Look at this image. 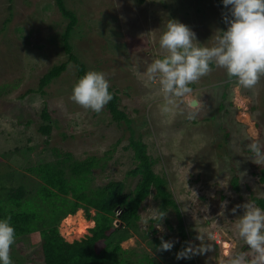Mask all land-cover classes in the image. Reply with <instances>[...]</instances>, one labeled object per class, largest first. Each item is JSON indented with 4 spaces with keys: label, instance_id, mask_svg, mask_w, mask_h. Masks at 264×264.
Listing matches in <instances>:
<instances>
[{
    "label": "rangeland",
    "instance_id": "rangeland-1",
    "mask_svg": "<svg viewBox=\"0 0 264 264\" xmlns=\"http://www.w3.org/2000/svg\"><path fill=\"white\" fill-rule=\"evenodd\" d=\"M66 5L83 26L72 37L74 53L88 72L105 74L120 98V110L132 120L135 134L125 123L118 124L106 106L97 114L70 100L79 80L73 62L44 94L38 92L41 78L69 60L62 37L68 23L56 0H0L2 183L13 185L16 172L38 181L25 168L52 161L53 148H58L72 153L75 160L109 155L105 168L95 170L92 188L116 180L125 181L127 191H132L138 177L128 174L136 166L129 145L132 137L142 139L154 161V171L168 181L190 242L199 246L196 238L202 234L205 244L214 248L194 256L191 264H220L229 253L249 250L234 227L243 210L233 215L232 209L264 198V162L254 163L247 147L255 141L264 151V77L251 90L237 88L224 69L213 66L211 73L189 85L192 98L200 102L196 118L189 120V110L183 105L184 115L179 114L181 110L162 112L158 82L142 75L151 62L166 54L159 47V38L169 20L188 26L196 34L197 46L213 47L220 31L227 30L224 15L228 9L215 0H66ZM44 113L53 125L49 139L40 132L46 124ZM28 137L33 141L29 143ZM46 140L48 149L43 152ZM11 147L19 148V154L7 153ZM154 193L140 209L139 229H122L110 240L127 252L119 255L122 264H150L146 257L154 264L183 263L176 259L177 251L160 253L159 247H154L155 239L161 237L177 243L180 226L174 210L163 220L159 218L160 201ZM223 202L227 205L220 216ZM94 226L84 211L59 224L61 235L69 242L91 235ZM39 250L36 234L16 239L10 252L12 264H44Z\"/></svg>",
    "mask_w": 264,
    "mask_h": 264
},
{
    "label": "trees",
    "instance_id": "trees-1",
    "mask_svg": "<svg viewBox=\"0 0 264 264\" xmlns=\"http://www.w3.org/2000/svg\"><path fill=\"white\" fill-rule=\"evenodd\" d=\"M215 1L223 5L222 0ZM56 7L68 23L62 37L69 60L54 66L41 78L38 92L42 94L49 84L67 70L70 62L75 64L79 79L88 72L87 66L74 53L71 43L76 29L83 27L78 15L67 7L66 0H56ZM9 21L10 18L5 21L4 28ZM129 38L130 36H127L128 40ZM144 44L147 45L145 40ZM109 91L113 99L106 107L114 120L118 124L125 123L134 135L132 120L119 108L118 94L111 87ZM221 108L224 109L225 105ZM43 117L46 124L40 127V132L49 139L53 130V125L49 124L52 122L51 117L48 113H44ZM27 141L30 143L33 138L28 137ZM47 146L48 140L42 144L43 152L48 149ZM29 149L32 150L33 147ZM129 149L133 151L136 166L128 174L138 177L132 191H127L125 181L116 180L92 188L95 170L105 168L104 162L109 160V155L75 160L72 153L53 148L52 161L25 168L27 172L38 177V181L17 172L13 185L6 186L0 180V220L11 217L10 224L15 228L16 239L38 235L39 257L44 264H122L123 259L119 255L127 252L120 244L110 243V240L122 229H139L140 209L154 191V198L160 201L159 212L166 214L174 210L178 216L179 239L172 250L180 252L187 247L191 235L183 227L181 211L168 189V181L165 176H160L154 171V161L142 139L134 140L132 137ZM9 150L7 153L11 155L19 154L17 147H11ZM111 153L112 151L109 154ZM261 180L264 182V170ZM234 183L237 187V182ZM253 200L258 207L264 209V198ZM79 211H84L86 219L93 221L95 226L90 230L91 235L69 242L61 235L59 224L61 220L69 215H76ZM159 245L161 238L155 239L154 247ZM146 259L150 264H154L151 258ZM182 260V264L192 262V258Z\"/></svg>",
    "mask_w": 264,
    "mask_h": 264
},
{
    "label": "clouds",
    "instance_id": "clouds-1",
    "mask_svg": "<svg viewBox=\"0 0 264 264\" xmlns=\"http://www.w3.org/2000/svg\"><path fill=\"white\" fill-rule=\"evenodd\" d=\"M222 3L228 9L224 15L227 30L220 31L222 35L216 37L213 47L197 46L196 34L183 23L176 20L167 23L166 31L159 38V47L166 54L151 62L142 74L148 81L158 82L162 112L175 114L183 105L189 110L186 118L195 119L200 102L192 98L193 89L189 85L211 73L213 65L224 69L228 80H234L237 88L251 90L264 77V0H222ZM109 88L103 72L89 71L74 85L70 100L84 110L99 114L113 99ZM179 114L185 113L181 110ZM247 147L253 153L254 163L264 162V151L259 143L253 141ZM226 205L227 202L222 203L220 216L224 215ZM238 209L243 210V215L236 219L234 227L249 250L229 253L227 260H221L220 264H264V209L248 202L236 205L232 214ZM165 216L159 213L161 220ZM10 220L11 217L0 220V264H12L10 252L16 231ZM196 239L200 241L199 246L188 242L187 247L177 253V260L214 250L211 244H205L204 235ZM174 243L161 237L157 250L171 251Z\"/></svg>",
    "mask_w": 264,
    "mask_h": 264
},
{
    "label": "bare ground",
    "instance_id": "bare-ground-1",
    "mask_svg": "<svg viewBox=\"0 0 264 264\" xmlns=\"http://www.w3.org/2000/svg\"><path fill=\"white\" fill-rule=\"evenodd\" d=\"M69 216H73V215H69ZM69 216H68V217H69Z\"/></svg>",
    "mask_w": 264,
    "mask_h": 264
},
{
    "label": "water",
    "instance_id": "water-1",
    "mask_svg": "<svg viewBox=\"0 0 264 264\" xmlns=\"http://www.w3.org/2000/svg\"><path fill=\"white\" fill-rule=\"evenodd\" d=\"M192 236H194V235H192Z\"/></svg>",
    "mask_w": 264,
    "mask_h": 264
}]
</instances>
